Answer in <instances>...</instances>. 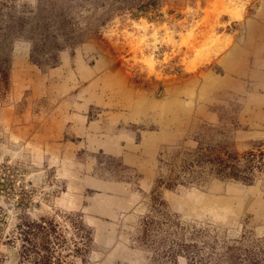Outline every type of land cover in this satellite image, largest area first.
Returning <instances> with one entry per match:
<instances>
[{"label":"rangeland","instance_id":"1","mask_svg":"<svg viewBox=\"0 0 264 264\" xmlns=\"http://www.w3.org/2000/svg\"><path fill=\"white\" fill-rule=\"evenodd\" d=\"M0 68V179L64 264H264V170L216 164L264 152V0H0Z\"/></svg>","mask_w":264,"mask_h":264},{"label":"trees","instance_id":"2","mask_svg":"<svg viewBox=\"0 0 264 264\" xmlns=\"http://www.w3.org/2000/svg\"><path fill=\"white\" fill-rule=\"evenodd\" d=\"M40 43L44 45V38ZM59 48L56 49L57 52L60 50ZM7 71L6 68L3 70L0 68V82L5 79ZM241 159L242 165L237 155L217 160L218 173L223 174V171L227 168L229 178L243 183H251L250 173L254 169L260 172L264 170V152L260 149L255 152L249 151ZM240 165L243 167L242 169ZM5 177L0 179V192L18 197L19 201L16 202L17 211L12 227L4 229L7 226L2 223L4 219L0 217V240H2V244L8 246L9 249H13L15 255L24 264H64L61 252H59L64 238L60 235L58 223L54 218L31 219L26 214L29 204L25 199L24 190L19 189L17 195H15L10 176ZM75 250L78 251V247Z\"/></svg>","mask_w":264,"mask_h":264}]
</instances>
